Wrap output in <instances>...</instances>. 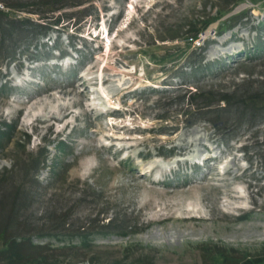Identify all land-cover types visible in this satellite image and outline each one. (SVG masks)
Wrapping results in <instances>:
<instances>
[{"label":"rangeland","instance_id":"rangeland-1","mask_svg":"<svg viewBox=\"0 0 264 264\" xmlns=\"http://www.w3.org/2000/svg\"><path fill=\"white\" fill-rule=\"evenodd\" d=\"M226 1L0 7V234L53 264H264V114L182 101L264 83V0Z\"/></svg>","mask_w":264,"mask_h":264},{"label":"trees","instance_id":"trees-1","mask_svg":"<svg viewBox=\"0 0 264 264\" xmlns=\"http://www.w3.org/2000/svg\"><path fill=\"white\" fill-rule=\"evenodd\" d=\"M34 1L31 3V6L37 5L40 7L39 10H26L24 7H26L27 3H18L17 0H0V7L6 10H16V11H24L26 14H35L38 15L41 13V9H46L47 13L55 14L56 12H60L63 9H68L74 6H70L67 0H32ZM240 0H227L226 7L222 9L221 13L218 15L219 18L225 16L228 14L234 6H236L239 3ZM23 4V5H21ZM40 11V12H39ZM218 18V19H219ZM217 19V20H218ZM1 20H9V15L6 12H3L0 9V22ZM21 22H25L28 27H33L37 25H34L33 22H29V20H22ZM0 30L2 31L5 22H1ZM210 23L203 24L198 30H192V37L196 38L198 34L203 32L206 27ZM23 29H27V27H24ZM28 30V29H27ZM26 31V30H25ZM11 35V33H10ZM4 33H0V46L2 45L4 38ZM44 36V34H42ZM173 37L172 39H174ZM74 46L73 44H70V47ZM259 85L256 86L255 89H247L244 88V92L238 94L237 90L239 89V85L235 86L234 88H228L223 89L221 92H216V95L209 94V91H203L200 92L197 89H194V91H185L182 95V101H186V105L189 107L193 106V112L199 115H213L217 116L216 122L224 124L228 128H232L234 122L236 123H242L239 119L237 121V118L231 120L230 119V109L234 110V113L236 110L241 111H252L254 114H264V87L259 88L260 86H263L264 83L261 81H257ZM245 87H251L249 85L250 83L244 82ZM215 105L214 111H209L208 109ZM221 106V107H220ZM207 110V111H206ZM253 113L248 114V118H246V123L251 122L253 118L256 116ZM259 113V114H258ZM240 114V113H239ZM237 114V116L239 115ZM245 117V116H244ZM197 119V117L195 118ZM233 123L231 124V122ZM191 126L194 125L193 121L189 122ZM171 150V149H170ZM22 192H20V188L18 189L17 195H21ZM14 212V211H12ZM58 224L56 223L55 226L52 228L53 230L58 229ZM65 225H68L66 221H62L60 223V228H63ZM7 227L4 228V231H1L0 234V244L2 245V248L0 249V263L4 264H53L51 259L48 256V253L51 252L49 246L45 245H37L33 244L30 240L27 238H23L19 236V234H16L14 236H6ZM92 264V263H90Z\"/></svg>","mask_w":264,"mask_h":264}]
</instances>
